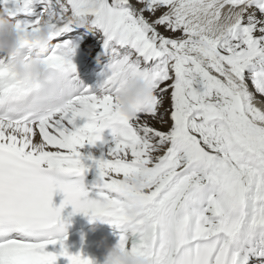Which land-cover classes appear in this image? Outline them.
I'll return each instance as SVG.
<instances>
[{
  "label": "snow or ice",
  "instance_id": "6c2138e0",
  "mask_svg": "<svg viewBox=\"0 0 264 264\" xmlns=\"http://www.w3.org/2000/svg\"><path fill=\"white\" fill-rule=\"evenodd\" d=\"M0 13L50 32L44 77L0 59V264H93L63 247L69 204L123 226L118 246L154 264H264V0H0ZM81 46L84 68L107 59L96 88ZM137 77L154 96L129 117L117 97Z\"/></svg>",
  "mask_w": 264,
  "mask_h": 264
},
{
  "label": "clouds",
  "instance_id": "9594fccd",
  "mask_svg": "<svg viewBox=\"0 0 264 264\" xmlns=\"http://www.w3.org/2000/svg\"><path fill=\"white\" fill-rule=\"evenodd\" d=\"M87 23L81 21V24ZM24 39L32 41L37 47V54L30 59L26 58L22 44ZM50 41V32L46 25L39 30L22 33L17 30L15 22L4 13H0V59L6 60L7 65L18 77L42 78L46 74L43 63V46ZM152 84L142 78L131 80L123 86L118 94L119 109L129 117H135L153 99ZM129 182L136 188L143 187V177L130 178ZM129 215L135 217L141 212L138 205L131 204ZM104 264H154L150 255L133 253L130 249L117 245L111 247L105 257Z\"/></svg>",
  "mask_w": 264,
  "mask_h": 264
},
{
  "label": "bare ground",
  "instance_id": "6f19581e",
  "mask_svg": "<svg viewBox=\"0 0 264 264\" xmlns=\"http://www.w3.org/2000/svg\"><path fill=\"white\" fill-rule=\"evenodd\" d=\"M84 60H85V56H84L83 47H82L79 50V53L77 54V56L74 57V62L78 65V69L83 68V72L81 73V76H80L81 82L83 83V85L85 87L96 88L98 82L101 79L100 73L104 70V68L99 70V68L101 67L100 65H105L107 61L97 62L95 65H89V68L92 69L91 71H89V68H84ZM249 84H251V82H249ZM254 92H255V89H254ZM105 138L106 139L110 138V133H108L107 131L105 133ZM103 147L106 149L108 146L105 145ZM81 152L85 156L89 152H91L95 158L99 159L100 154H101V146L98 145L96 147H92V146L86 145L83 149H81ZM97 176H98V170L96 168L91 169L86 175V185H90L96 179ZM74 223H76V228L69 236L80 235L83 232L87 231L90 227L92 228L105 227V228L113 229L116 232H120V233L123 232V226L110 223L107 218H100V217L93 218L92 216L91 217L83 216L81 218L74 220Z\"/></svg>",
  "mask_w": 264,
  "mask_h": 264
},
{
  "label": "rangeland",
  "instance_id": "374dc122",
  "mask_svg": "<svg viewBox=\"0 0 264 264\" xmlns=\"http://www.w3.org/2000/svg\"><path fill=\"white\" fill-rule=\"evenodd\" d=\"M53 2H55V0H53ZM133 2H135V0H133ZM83 46H81L80 48L77 49V54L79 53V50L82 48ZM76 54V56H77ZM107 60H104V62H106ZM101 67L99 68V70H101L102 68H104V65H100ZM108 132V131H107ZM110 133V132H108Z\"/></svg>",
  "mask_w": 264,
  "mask_h": 264
}]
</instances>
